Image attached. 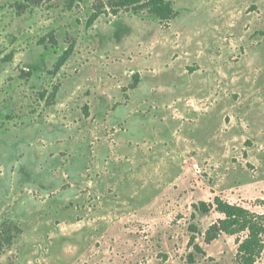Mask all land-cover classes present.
I'll return each instance as SVG.
<instances>
[{
	"label": "rangeland",
	"instance_id": "374dc122",
	"mask_svg": "<svg viewBox=\"0 0 264 264\" xmlns=\"http://www.w3.org/2000/svg\"><path fill=\"white\" fill-rule=\"evenodd\" d=\"M108 1L0 0V264H239L199 206L264 215V0Z\"/></svg>",
	"mask_w": 264,
	"mask_h": 264
},
{
	"label": "trees",
	"instance_id": "16d2710c",
	"mask_svg": "<svg viewBox=\"0 0 264 264\" xmlns=\"http://www.w3.org/2000/svg\"><path fill=\"white\" fill-rule=\"evenodd\" d=\"M53 0H26V4L18 6L19 12L23 13L29 5L39 6L45 2ZM82 0H71L72 7L76 2ZM176 0H109L107 4L100 2L95 5L92 15L90 16L87 26L92 27L102 15L118 16L121 13H133L134 15L149 14L156 18L163 27H168L178 16L179 12L175 9ZM55 42V40H53ZM74 52V46L71 45L59 58L55 65L53 74L59 73L66 62ZM137 85V83L135 84ZM134 85V86H135ZM132 89H135V87ZM58 92L55 89L53 95ZM53 100L51 103H54ZM52 105V104H51ZM87 110V109H86ZM87 114V112H86ZM196 208V207H195ZM199 210L202 213L216 211L223 216L222 219L211 226L207 233V242L211 243L221 235L236 236L246 234L244 240H237L239 244L238 263L255 264L264 250V215H258L249 210L224 202L220 198H215L210 204L201 203ZM22 234L19 225L12 222H5L0 225V249L10 247L17 236ZM202 251L199 246H195Z\"/></svg>",
	"mask_w": 264,
	"mask_h": 264
}]
</instances>
